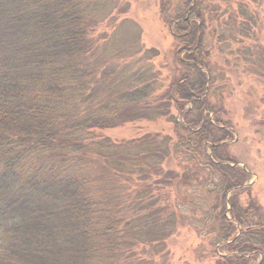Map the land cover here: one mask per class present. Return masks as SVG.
Here are the masks:
<instances>
[{
	"label": "trees",
	"instance_id": "obj_1",
	"mask_svg": "<svg viewBox=\"0 0 264 264\" xmlns=\"http://www.w3.org/2000/svg\"><path fill=\"white\" fill-rule=\"evenodd\" d=\"M99 1L0 0V264L153 261L149 247L159 254L177 225L173 185L190 172L201 182L207 170L210 247L227 254H214L216 264H255L264 213L240 204L249 173L220 153L233 136L208 103L204 0H182L166 15L179 67L162 95L158 76L140 69L129 79L128 67L98 55ZM173 106L182 122L170 118ZM164 118L176 140L104 134ZM174 156L185 161L180 174L164 167Z\"/></svg>",
	"mask_w": 264,
	"mask_h": 264
},
{
	"label": "rangeland",
	"instance_id": "obj_2",
	"mask_svg": "<svg viewBox=\"0 0 264 264\" xmlns=\"http://www.w3.org/2000/svg\"><path fill=\"white\" fill-rule=\"evenodd\" d=\"M99 3L95 36L104 41L98 55L105 61L110 59L116 70L128 67L129 79L140 69L149 76H158L161 86L157 85L156 94L162 95L174 79L173 70L178 65L172 56L175 41L172 27L166 24V15L174 18L182 0H100ZM204 6V45L212 69L207 85L208 103L216 108L224 123L230 124L233 136L228 148L223 146L220 153L249 173L247 190L239 196L240 204L248 207L254 203L264 213V0H204ZM151 50L154 52L146 54ZM207 113L214 119L213 113ZM170 118L183 121L174 106ZM170 118L125 124L104 134L114 142L155 133L176 140ZM175 160L172 157L164 167L180 174L179 168L185 161L179 165ZM191 173L187 181L179 177L170 192L177 223L173 235L158 249L159 254L149 247L155 255L151 252L153 261L144 264H216L219 256L227 255L223 244L214 250L210 247L212 235H208V222L213 187L211 184L205 187L202 182L206 179L207 183L211 182L210 171L202 176L201 182ZM252 210L256 213L255 208ZM254 263L264 264V256H257Z\"/></svg>",
	"mask_w": 264,
	"mask_h": 264
},
{
	"label": "water",
	"instance_id": "obj_3",
	"mask_svg": "<svg viewBox=\"0 0 264 264\" xmlns=\"http://www.w3.org/2000/svg\"><path fill=\"white\" fill-rule=\"evenodd\" d=\"M231 166H234V165H231ZM250 185H251V184H250ZM248 186H249V185H248ZM248 186H247V187H248ZM239 231H240V230H239ZM239 233H240V232H239Z\"/></svg>",
	"mask_w": 264,
	"mask_h": 264
}]
</instances>
